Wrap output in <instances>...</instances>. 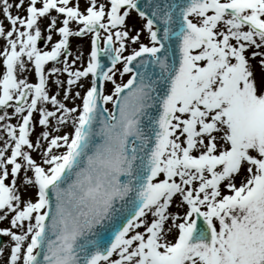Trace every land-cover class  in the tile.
I'll list each match as a JSON object with an SVG mask.
<instances>
[{"label": "snow or ice", "instance_id": "6c2138e0", "mask_svg": "<svg viewBox=\"0 0 264 264\" xmlns=\"http://www.w3.org/2000/svg\"><path fill=\"white\" fill-rule=\"evenodd\" d=\"M84 4L0 0V264H264V0Z\"/></svg>", "mask_w": 264, "mask_h": 264}, {"label": "rangeland", "instance_id": "374dc122", "mask_svg": "<svg viewBox=\"0 0 264 264\" xmlns=\"http://www.w3.org/2000/svg\"><path fill=\"white\" fill-rule=\"evenodd\" d=\"M11 2L15 3V0H11ZM26 2H27V0H26ZM84 7H85L84 0H80V8H81V10H83ZM12 11H13V14H17L15 8H13ZM19 14L21 16H23L24 15V9H20ZM53 14H55V13H53ZM3 23H4L5 28L7 29V27H8L7 21H3ZM46 23H47V20H44V21L41 22L42 33H43V30H44V27H45ZM133 23L136 25L137 28L140 26V23H141V21L138 18L135 17V14H133V18L129 21L130 25L133 24ZM73 27H75V25H73ZM58 38H59L58 35H53V42L56 41ZM142 38H143V36H142ZM3 43H4V41L0 40V46H3ZM38 46L44 48V50H50L51 43H49L48 47H46V48H45L43 42H40L38 44ZM89 46H90V41H89V37H87V36H85L83 38H80V37H73L72 38V50H73L74 54H75L77 48H79L83 52L84 56L85 55L87 56L88 50H89ZM249 51H251V49ZM252 63L254 65L256 64L255 61H253ZM50 66H51V62H49V65L46 66V67H50ZM256 70L259 73L260 69H259L258 66H257ZM0 71H2V69H0ZM25 75H27V78L29 79V81L36 82L35 77H34V75H32L31 72L25 73ZM61 78H63V77H61ZM75 90L76 89H74V91ZM77 103H79V101H77ZM68 105L70 106L71 103H68ZM9 111H11V109H9ZM13 123H15V120H13ZM40 130H41L40 127L37 125L36 131L33 133V139H35L36 133H38ZM33 155L35 157V153ZM170 211L183 213L184 209L183 208H177L176 207V202L174 201L172 207L170 208ZM7 226H8V221L7 220L0 222V228L7 227ZM7 254H8L7 250H5V255H7Z\"/></svg>", "mask_w": 264, "mask_h": 264}, {"label": "bare ground", "instance_id": "6f19581e", "mask_svg": "<svg viewBox=\"0 0 264 264\" xmlns=\"http://www.w3.org/2000/svg\"><path fill=\"white\" fill-rule=\"evenodd\" d=\"M86 56V55H85ZM67 103H71V101H67ZM76 103H77V101H76ZM70 106H72V105H70Z\"/></svg>", "mask_w": 264, "mask_h": 264}]
</instances>
